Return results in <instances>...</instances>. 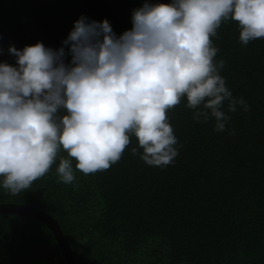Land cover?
<instances>
[{"label": "trees", "instance_id": "trees-1", "mask_svg": "<svg viewBox=\"0 0 264 264\" xmlns=\"http://www.w3.org/2000/svg\"><path fill=\"white\" fill-rule=\"evenodd\" d=\"M143 2L0 0V61L15 63L9 44L60 47L80 15L107 19L120 34ZM238 33L237 22L222 19L210 37L225 86L248 105L227 113L223 131L212 117L194 119L182 97L166 112L176 138L171 163L146 164L131 135L115 163L88 174L60 150L27 189L0 188V203L50 215L77 264H264V38L242 44ZM60 157L73 163L67 184L55 171ZM51 234L31 216L0 212V264H67Z\"/></svg>", "mask_w": 264, "mask_h": 264}, {"label": "clouds", "instance_id": "clouds-1", "mask_svg": "<svg viewBox=\"0 0 264 264\" xmlns=\"http://www.w3.org/2000/svg\"><path fill=\"white\" fill-rule=\"evenodd\" d=\"M222 19L237 22L242 44L264 38V0H144L120 34L107 19L80 15L56 49L9 44L15 63L0 61V188L27 189L60 150L84 174L107 169L130 135L141 160L167 165L177 151L166 112L182 97L194 119L212 117L223 131L227 113L248 105L225 86L223 62H213L210 37ZM55 171L74 179L68 158Z\"/></svg>", "mask_w": 264, "mask_h": 264}, {"label": "water", "instance_id": "water-1", "mask_svg": "<svg viewBox=\"0 0 264 264\" xmlns=\"http://www.w3.org/2000/svg\"><path fill=\"white\" fill-rule=\"evenodd\" d=\"M0 212L31 216L43 222L51 231V235L56 239L67 264H77L74 260L70 246L67 244L65 237L62 235L63 233L60 227L58 226L56 220L50 215L31 206L14 203H0Z\"/></svg>", "mask_w": 264, "mask_h": 264}]
</instances>
